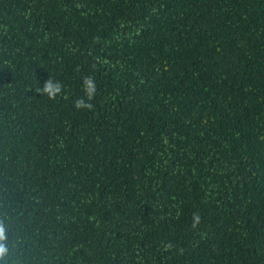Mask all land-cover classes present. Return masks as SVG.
Segmentation results:
<instances>
[{
    "label": "trees",
    "instance_id": "1",
    "mask_svg": "<svg viewBox=\"0 0 264 264\" xmlns=\"http://www.w3.org/2000/svg\"><path fill=\"white\" fill-rule=\"evenodd\" d=\"M0 223V264H264V0H0Z\"/></svg>",
    "mask_w": 264,
    "mask_h": 264
},
{
    "label": "clouds",
    "instance_id": "2",
    "mask_svg": "<svg viewBox=\"0 0 264 264\" xmlns=\"http://www.w3.org/2000/svg\"><path fill=\"white\" fill-rule=\"evenodd\" d=\"M86 83L88 85L89 97H91V94L94 91V86L91 84V82H86ZM45 90L49 94H55L59 92V88L53 87L51 84H49ZM78 107H88V105L84 104L83 101H79ZM6 231H7V225L0 223V241H3V239L6 238ZM6 251H7L6 247L0 244V256L4 255Z\"/></svg>",
    "mask_w": 264,
    "mask_h": 264
}]
</instances>
